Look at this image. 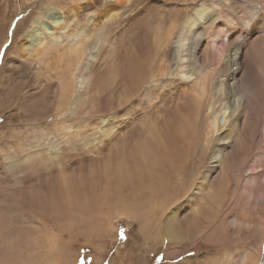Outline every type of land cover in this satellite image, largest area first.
Listing matches in <instances>:
<instances>
[{"label":"rangeland","instance_id":"1","mask_svg":"<svg viewBox=\"0 0 264 264\" xmlns=\"http://www.w3.org/2000/svg\"><path fill=\"white\" fill-rule=\"evenodd\" d=\"M86 5L89 6L87 10L82 9ZM187 5L184 0H130L125 4H117L114 0H0V49H3V55L0 56V247L4 249L9 241L15 246L39 248L45 256L47 241H63L65 257H58L55 252L53 264H70L68 261L73 257L71 264H96L94 260L98 255L100 262L97 264H264V113L257 128H237L232 133V143L227 137L229 124L223 126L220 118L219 123L223 127L215 135L219 141L209 145L214 152L216 149L221 151L225 160L212 156L214 152L202 154L200 149L204 142L201 141L196 146L198 152L191 155L188 162H180L177 167L187 168L185 172L194 169L198 158L202 157L204 164L197 169L198 178L184 173V183L189 188L171 206L173 209L178 208L175 214L174 211L171 214L174 217L168 221L171 228L165 231L166 226L161 230L160 225L164 223V219L167 221L165 217L168 209L161 213L156 210L154 213L140 211L139 214L138 205H146L147 202H138L146 199L135 195L117 197L119 193L103 182L104 179L107 182L103 170L110 153L94 155L85 149L86 145L91 147L90 140L97 143L103 138L101 132L105 124L115 121L119 128L126 120L120 117L121 109L115 102L121 91L114 93L111 98L106 85L109 84L106 77L108 70L104 67L109 68L110 64H103L105 52L115 49L108 51V55L120 58L123 63L137 55L138 42H147L148 49L153 50L152 24L161 23L167 28L169 24L178 22L175 18L177 13L173 9L181 10ZM197 5V2H191V8H196ZM108 6L115 7V10L112 9L105 18L101 17L106 14ZM77 7L80 9L75 14ZM67 9L74 12V23L59 31L56 46L61 48L74 44L76 40L69 36L79 29L80 39L84 37L87 41L96 43L89 44L91 52L98 51L97 56L104 57L100 67L93 73L96 78L94 81L97 80L99 84L90 94L91 100H95L98 105V111L94 110L87 117L74 111L73 106L62 116L55 115L53 107L47 106L50 93L46 86L58 83L55 74L47 75L44 72L46 65L51 70L57 65L55 59H49L54 55V47L46 51L44 56H41L39 46L36 49L29 48L26 57L18 53L26 45L23 37L29 28H39L38 21L40 26L43 24L44 29L51 30L52 26L47 19L53 13L59 14ZM112 13L113 16L115 14L114 19L108 20L110 23L105 21ZM84 17L88 18V23L84 21ZM92 23L100 24L97 35L90 29ZM96 36L101 39L97 41ZM150 55L154 56L152 51ZM86 60L83 59L84 63ZM85 64L88 65V62ZM121 82L124 83L123 80ZM151 85L154 86L155 83ZM78 89L77 86L73 97L83 91V88ZM149 97L150 102L158 98L155 88L150 89ZM142 98V103L148 108L149 102L145 96ZM86 101L85 99V103ZM86 108L82 107V111ZM143 111L142 108L141 111L138 110V117L133 121L137 128L130 127L123 141L139 135V125L143 121L140 120V114ZM110 112L113 116L108 114ZM126 132L127 128L124 133ZM66 133L70 135L67 141L64 139ZM67 142L82 145V151L75 153L76 157L67 158L71 152H64L61 158L69 162L71 172L75 171L79 175L82 173L84 176L82 188L89 193L90 204L98 206L102 198L110 199L109 203L107 201L110 206L104 205L105 208L101 207L100 211L103 221H110L113 229L116 228L110 236L105 237V231L104 234L99 232L105 238L98 231L95 234L89 231L86 239L87 236L81 234L84 231L81 232L78 228L67 229L59 225L42 228L40 225L48 222L45 215L39 221V215L35 217L29 208L18 205L33 183L21 180L24 173L12 175L9 171L11 165L39 150L52 155L60 147L66 148L69 145ZM221 144L224 146H218ZM200 177L207 181H203L202 188L196 191ZM192 179L193 182L189 183ZM171 180L176 179L172 176ZM172 184L173 182H169V185ZM182 204L183 208L179 209ZM93 211V208L89 209L88 215ZM107 227L106 224V231ZM168 229L180 234L182 241L179 240V245H171ZM159 230L162 239L160 236L157 238ZM121 232L124 239L120 238Z\"/></svg>","mask_w":264,"mask_h":264},{"label":"bare ground","instance_id":"2","mask_svg":"<svg viewBox=\"0 0 264 264\" xmlns=\"http://www.w3.org/2000/svg\"><path fill=\"white\" fill-rule=\"evenodd\" d=\"M129 1L114 0L117 4ZM184 1L188 3L184 9H173V12L177 13L175 18L178 22L166 24L167 28L161 23L152 24L153 50L148 49L147 42V44L143 41L138 42L137 55L123 63L120 58L108 55V51L115 49L110 48L111 50L105 52V60L104 57L97 56L98 51L92 53L89 44L96 43H92V40L89 42L84 37L80 39L79 29L69 36L76 40L74 44L57 47L59 31L74 20V12L71 13L68 9L59 14L53 13L47 19L52 26L51 30L44 29L43 24L40 26L37 21L39 28L32 26L25 32L23 40L26 45L18 52L19 55L26 57L29 48L36 49L39 46L41 56H44L46 51L54 47V55L52 54L53 57L49 59H55L57 65L53 70L46 65L44 72H47V75L53 73L57 77L58 83L47 84L46 89H49L50 93V102L47 106L53 107V112L58 116L66 114L72 106L81 116L92 115L98 105L95 100H91L90 94L99 84L97 80L94 81L96 78L93 73L100 67L102 60L103 64H110L109 68L104 67L108 70L106 77L109 84L106 85L111 98L114 93L121 91L115 102L121 109L119 116L126 120H123L119 128L115 121L105 124L101 132L103 138L97 143L90 140L91 147L86 145L85 149L94 155L110 153L103 170L107 182L105 179L103 182L119 193L117 197L135 195L146 199L137 201L147 202L146 205H138L139 214L140 211L154 213L156 210L157 213H161L168 209L165 217L167 221L164 219V223L162 222L164 225H160L161 230L166 226L164 231L171 228L168 221L174 217L171 214L173 211L175 214L178 208L173 209L171 206L177 203L179 195L186 194L189 188L184 183V173H190L192 177L198 178L197 169L204 164L203 158H198L194 169L186 173L187 168L177 167L180 162L182 160L188 162L190 156L195 155L196 146L201 141L204 142L200 149L202 154L208 151L212 154L214 149L209 144L219 141L215 135L227 124L228 141L232 143L234 137L232 133L237 128L240 126L257 128L264 113V0ZM191 2H197V7L191 8ZM88 7L86 5L82 9L87 10ZM108 7L106 14H102L101 17L105 18L112 9L115 10L113 6ZM78 9L80 8L74 10L75 14L78 13ZM113 13L105 21L114 19ZM85 17L84 21L88 23V18ZM90 29L97 35L100 24L92 23ZM100 39L96 36L97 41ZM151 51L153 57L150 55ZM151 83L155 85L152 86ZM77 86L79 89L83 88V91L73 97ZM100 86L102 87V84ZM154 88L158 98L150 102L149 91ZM142 96L149 102L148 108L142 103ZM116 104L114 106H117ZM82 107L87 108L82 111ZM141 108L144 109V115L140 114V120L143 121L139 125L141 126L139 135L123 141L130 127L137 128L133 121L138 117L137 112L141 111ZM108 114L113 116L112 112ZM220 118L223 120V126H220ZM126 128L127 132L124 133ZM262 128L264 136V123ZM69 136L66 133L65 141ZM81 149L82 145L71 143L66 148L60 147L58 152L52 155L39 150L26 155L15 165L12 164L9 170L12 175L24 173L21 180L33 183L18 205L29 208L35 217L39 215V221L43 219L42 215H45L48 222L41 224L42 228H48L50 225H59L67 229L78 228L81 232L84 231L81 233L84 237L90 234L89 231H93L94 234L97 231L98 233L105 231L107 234H103L107 237L116 228L113 229L110 221H103L104 217L100 211L101 207L109 205L110 199L102 198L98 206L94 204L92 206L89 193L82 188L84 176L72 169L71 172L69 162L61 158L64 152L67 154L71 152L67 158L76 157L75 153ZM215 152L212 156H219L221 161L225 160L221 151L216 149ZM202 154L200 153V156ZM172 176L176 180H171ZM199 179L196 191L202 188L203 181H207L203 177ZM169 182H173L172 186ZM183 205H180L179 209L183 208ZM115 207L119 208L118 205ZM91 208L94 211L88 215ZM167 232L171 245L182 241L180 234L173 229H168ZM159 236L162 237L161 231L157 238ZM56 242H46L44 256L39 248L15 246L8 241L5 250L0 247V264H53L55 252L58 257H65L63 241ZM96 257L94 262L97 264L100 259L99 255ZM73 258L68 261L70 264Z\"/></svg>","mask_w":264,"mask_h":264},{"label":"snow or ice","instance_id":"3","mask_svg":"<svg viewBox=\"0 0 264 264\" xmlns=\"http://www.w3.org/2000/svg\"><path fill=\"white\" fill-rule=\"evenodd\" d=\"M11 33H9V35H10ZM5 47H7V45L5 46ZM3 55V49H0V56H2ZM120 238L121 239H124L125 237H124V235H123V232H121V234H120Z\"/></svg>","mask_w":264,"mask_h":264}]
</instances>
